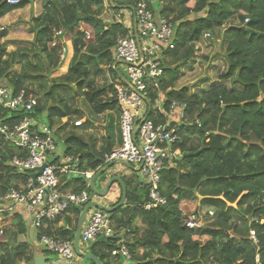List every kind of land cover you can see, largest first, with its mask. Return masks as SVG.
<instances>
[{"label": "trees", "instance_id": "obj_1", "mask_svg": "<svg viewBox=\"0 0 264 264\" xmlns=\"http://www.w3.org/2000/svg\"><path fill=\"white\" fill-rule=\"evenodd\" d=\"M8 1L11 0H0V18L34 0H14L15 4ZM41 1L43 14L33 18L30 25L34 34L32 47L8 52L1 43L7 32L0 30V81L4 80L14 93L24 90L35 96L38 104L30 115L39 120L46 112L45 124L49 127L70 117L73 112L67 105L46 107L55 85L46 87L49 75L62 64L60 42L56 47L49 45L57 40L55 33L62 30L70 34L72 49L67 74L78 86L81 81L86 85L81 95L91 111L101 115L118 110L113 84L98 87L88 83L89 69L102 73V64L107 66L111 79L118 78L111 68L113 50L118 37L125 36L127 31L122 24L103 18L105 10H117L114 0L107 1V7L105 0ZM124 1L119 5L133 7L138 0ZM161 5V14L174 25L175 48L166 52L163 75L157 88H149L148 98L153 105L160 94L164 111L173 101L186 105L180 130L182 140L174 147L179 154L197 152L203 146L205 149L200 155L179 162L172 158L173 166L164 168L159 187L161 196L167 200L163 206L148 211L139 208L136 192L142 189L140 184L124 180L126 201L135 206L124 205L110 214V218L115 237L123 232L125 235L121 240L115 238L107 245H97V249L92 247L91 254L101 264H264V203H256L264 193V0H163ZM85 15L88 17L83 23L92 31L89 42L80 27L69 28L76 18ZM234 18L238 25L229 26L222 35L227 68L219 77L222 82L230 81L232 86L221 83L199 94L190 93L188 87L177 89L179 68L193 58L202 35L214 32ZM15 65H21L22 73H13ZM76 112L77 120L83 119ZM23 115L26 113L0 106L3 122H18ZM147 119L154 123L164 121L153 110L147 113ZM84 125L70 127L63 138L59 127L56 136L66 154L79 158L84 171L95 170L104 151L96 153L84 141L77 131ZM15 154L16 150L0 136V197L27 178L17 174L9 164ZM68 182L73 191L84 187L82 179ZM192 194L199 196L195 197L199 198L201 207L213 212L208 216L207 210L203 226L193 230L185 226L181 211L183 200ZM78 217V210L72 207L64 218L67 227L55 228L57 223H53L44 233L74 240ZM137 219L139 227L134 226ZM5 223L8 229L5 239L0 240V264H31L34 250L27 242L23 218L14 214L6 217ZM251 230L256 243L249 237ZM120 241L130 253L126 263L111 255ZM106 249L109 255L104 254Z\"/></svg>", "mask_w": 264, "mask_h": 264}, {"label": "built area", "instance_id": "obj_2", "mask_svg": "<svg viewBox=\"0 0 264 264\" xmlns=\"http://www.w3.org/2000/svg\"><path fill=\"white\" fill-rule=\"evenodd\" d=\"M8 2L17 3L14 0ZM154 2L161 0H138L133 6V18L124 20L125 23L117 21L127 31L125 36L118 37L115 42L114 63L111 68L116 71L118 78L113 80V83L110 82L115 86L120 112L121 144L119 148L105 152L100 165L95 170L84 171L77 156L66 154L62 147H58L56 130L67 124L68 119H61L63 123L57 126L58 128L49 127L30 115L38 104L35 96L24 90L14 93L9 86L0 83V106L12 112L26 113L18 122L7 123L0 120V136L16 150L9 164L17 174L27 175L24 183L11 187L0 197V236L6 227L5 218L19 214L35 231L38 244L46 252L53 253L58 263L75 264L78 257L74 251V240L59 239L45 234L44 231L53 223H57L55 228L67 227L64 218L69 215V209L83 208L91 202L93 194L89 181L98 170L112 161L121 160L128 163L138 169L143 181H146V184H140V188L144 190L149 187V201L142 203L145 211L166 204V198L160 194V175L177 154L174 147L182 140L180 130L181 123L185 119L186 105L173 101L167 111H164L160 94L153 105L148 98L149 88L158 87L159 79L163 75L162 64L166 52L175 48L176 40L174 25L161 14L160 9L155 13L152 12L151 5ZM104 5L107 7L106 0ZM84 33L86 40L91 38L89 31L84 30ZM61 35H63L62 39H60ZM55 37L57 40L52 46L56 47L60 42V59L66 60L68 50L64 32L58 31ZM204 37H209V34L205 33ZM119 63L126 67L127 78L120 75L117 69ZM120 76L128 82V85ZM146 100L149 101L150 106ZM151 110L161 114L164 121L154 123L147 119V113ZM174 116L178 122L176 119L174 123L169 122V118ZM195 124L199 126L197 119ZM82 125V120L73 122L74 127ZM58 150L60 154L55 157ZM52 157L55 158L49 163L48 160ZM43 165V170L33 182L29 176L30 171L35 172ZM74 179L84 181L81 190L73 191L72 185H68V181ZM207 214L212 216L213 212L208 210ZM184 217L185 226L192 230L202 227L205 220L198 212ZM253 221L257 223V219ZM72 222L74 224V221ZM102 236L115 237L112 219L110 214L91 207L82 222L79 250L82 252V246L90 247L92 242ZM249 237L256 243L254 231H250ZM111 255L130 259V253L122 241L117 243Z\"/></svg>", "mask_w": 264, "mask_h": 264}, {"label": "rangeland", "instance_id": "obj_3", "mask_svg": "<svg viewBox=\"0 0 264 264\" xmlns=\"http://www.w3.org/2000/svg\"><path fill=\"white\" fill-rule=\"evenodd\" d=\"M163 1V0H162ZM161 1V3H162ZM117 6H120L117 8V10L109 11L105 10L103 18L108 22H117L122 21L125 23L124 20L129 19L131 16L133 17V7H128L123 5H119L120 3H125L124 0H114ZM161 3H153L151 5L152 12H156L161 8ZM126 5V4H125ZM166 5V3H165ZM36 16V14H33L32 17ZM30 25H31V18L28 17V14H21L18 16H14V14L10 15L9 22L4 21V23H0V30L4 29L7 32V37L1 40V43L6 46V49L8 52H13L16 49L21 48H30L32 47V35L30 33ZM232 25H238V21L236 18L231 19L227 21L222 27L216 29L214 32H207L209 34V37H204V34L202 35L199 42L195 45L196 52L193 56V58L188 61V63L184 64L179 68V74L180 78L176 83V88H182V87H188L190 93L199 94L202 91H206L211 86L224 83L226 86H232V83L230 81H224L222 82L219 80V77L221 74H223L226 71V61L224 59L225 54V46L226 43L223 40V32ZM79 27L82 30L89 31L92 33L91 29L85 25L84 23H80ZM64 39L66 41V46L68 50V54L66 57V60H61L62 64L59 66V68L51 73L49 75L50 79H55L56 82H52L49 79V82H47L46 87L50 86L51 84L55 83L53 86L52 96L48 98L47 106H56L58 108H63L64 105H67L72 111V115L70 117H66L68 119L67 124L62 126V130L59 134L63 135L66 133V130L70 129V127L73 126V122L76 121L79 116L75 113L76 111L79 112L82 121L85 123V125L81 128L80 131L86 130L84 134V138L88 140H92L94 138V132L95 130H99L98 127V115L94 114L89 104L82 98L81 90H86V85L81 81L79 86L75 81L69 77V74H67L68 71V64L72 57V49L70 46V34L64 33ZM90 39L87 40L89 42ZM52 45V44H51ZM49 45V47H53ZM69 48V49H68ZM165 59V58H164ZM118 67L120 69V73L127 78V74L125 71V66L121 63L118 64ZM13 73H22L23 69L21 65H15ZM100 70L102 73H96L93 69H89V79L88 83L90 86H107L113 79H111V75L109 74L107 70V66L102 64L100 66ZM1 84L6 85V82L4 80L0 81ZM119 111L113 110L109 111V121H106V125L109 126L111 131V136L114 137V133L119 129ZM174 118L177 120V118L174 116ZM43 123H47V113H43V116L39 119ZM178 122V120H177ZM61 121H56L54 124V127L58 128L57 126L62 125ZM93 130V132H88L87 130ZM79 130H77L79 132ZM120 133V132H119ZM65 137L64 135L62 138ZM192 142L197 143L195 138H191ZM56 142L59 148L64 149V145L61 143L60 139L56 137ZM65 151V149H64ZM129 170V169H128ZM127 170V171H128ZM129 172V171H128ZM142 175L139 172H133L131 171V181L134 184H146V181H143ZM130 181V180H129ZM143 181V182H142ZM95 188L97 191L102 192L104 190V184H103V178L99 177L95 180ZM131 189V187L129 188ZM138 199L140 200L139 208L142 207V202L144 199V193L145 191L143 189L138 190L137 192ZM89 195L92 196L91 192H89ZM111 194L109 193V197ZM197 195H188L187 198L184 199V201L181 204V210L184 213V215H191L194 214V208L198 206L199 214L204 215L207 208H203L199 204V198H195ZM199 197V196H197ZM93 200H96L97 202H100L102 204H106V200L100 198V197H93ZM257 204L264 203V193L260 195L257 200ZM193 211V212H192ZM212 211V210H211ZM206 219V217L204 216ZM140 223L139 219L135 220L134 226H137V224ZM141 224L138 225V227ZM26 227V239L27 242L30 244L31 248L33 250L38 249L40 251L45 250L38 244V241L35 239V231L33 228L30 227L29 223L25 222ZM3 229V228H2ZM7 232V227H4L3 234L0 236V240L5 239V235ZM81 249L83 251L91 252V248L89 246H82ZM109 251L106 249L104 254L109 255ZM45 254L51 259L56 260L57 258L53 253L45 252ZM118 261L121 263H126V259L124 257H118ZM75 264H92L89 260H84L77 258Z\"/></svg>", "mask_w": 264, "mask_h": 264}, {"label": "water", "instance_id": "obj_4", "mask_svg": "<svg viewBox=\"0 0 264 264\" xmlns=\"http://www.w3.org/2000/svg\"><path fill=\"white\" fill-rule=\"evenodd\" d=\"M88 17V15H85L84 17L82 18H76L74 24L69 27V28H77L79 27V24L82 22L83 23V20H85L86 18ZM67 30V28L65 29ZM63 35L60 36V39H62ZM121 77V76H120ZM122 81L128 85V82L123 78L121 77ZM147 104L149 105V101H147ZM150 106V105H149ZM205 147L203 146L200 150H198L197 152H190V153H182V154H176L175 155V160L176 162H179L185 158H190V157H196L198 155H200L203 151H204ZM60 154V151L58 150L57 154L55 157H57L58 155ZM55 157H52V158H49V163H51L53 161V159ZM117 165H121L123 166L124 168L126 169H129L133 172H138V169H135L134 167H132L131 165H129L128 163L124 162V161H121V160H118V161H112L108 164H106L105 166H103L100 170H98L95 175L93 176V178L89 181V186H90V190L91 192L100 197V198H106L112 187L114 185H118L121 189V198H120V201L115 205V206H112V207H107L105 205H102L98 202H95V201H91L89 202L85 207L81 208V207H76V209L78 210L79 212V217H78V220H77V223H76V227H75V231H74V251L76 253V256L80 259H84V260H89L91 261L92 263L94 264H100V261L98 259V257L92 255L91 253H84V252H81L79 250V247H78V243H79V237H80V230H81V226H82V222H83V219H84V216L87 212V210L91 207H94L98 210H101V211H104L108 214H112L115 210L121 208L122 206L124 205H132V206H135V203H128L126 201V197H127V188H126V184L124 182V179L119 176V175H113L111 173V171L117 166ZM173 166V163H170L169 167H172ZM44 168V165L40 168H38L37 170L34 171H30V178L32 179L33 182H35V178L41 173V171L43 170ZM103 178V182L105 183V188L102 192H99L96 190L95 188V180L97 178ZM148 195H149V187H147L145 189V193H144V199L142 201V203H146L148 202ZM125 233L123 232L121 236H119L118 238L119 239H123ZM117 239V237H114V236H111V237H100L98 238L96 241L92 242L90 244V248L92 247H95L97 245H107L108 241L109 240H113V239ZM32 264H67V263H58V262H54L53 260H51L48 256H44L42 255L41 253H34V258H33V261H32Z\"/></svg>", "mask_w": 264, "mask_h": 264}, {"label": "crops", "instance_id": "obj_5", "mask_svg": "<svg viewBox=\"0 0 264 264\" xmlns=\"http://www.w3.org/2000/svg\"><path fill=\"white\" fill-rule=\"evenodd\" d=\"M107 1H110V0H106V2ZM116 7L118 8V7H120V6H117L116 5ZM28 14V17L29 18H31V20L33 19V18H37V17H39V16H41L42 14H43V8H42V1L41 0H34L31 4H29V5H27V6H25L24 8H22V9H18V10H15V11H13V12H11V13H9V14H7L6 16H4V17H2V18H0V23H4V21L5 22H7V20H8V22H9V18H10V15H12V14H14V16H18V15H21V14ZM33 14H36V16H34V17H32L33 16ZM132 17V16H131ZM133 18V17H132ZM30 33H31V35H32V40H34V34L31 32V28H30ZM65 33V32H64ZM6 37H7V35H6ZM5 37V38H6ZM31 47V46H30ZM117 69L119 70V72H120V69H119V67L117 66ZM121 76H123L122 74H120ZM118 111H119V109H118ZM118 113H120V112H118ZM109 111L108 112H105V113H103V114H101V115H98V118H99V120H98V127H99V130H95V132H94V138L92 139V140H88V139H86V138H84V141L85 142H87V143H90V146H93L94 147V150H95V152L96 153H100V152H102V150L104 151L103 153H105V152H107V151H109V150H115V149H117V148H119V146H120V144H121V138H120V129H117V131L114 133V137H112L111 136V131H110V128H109V126L108 125H106V121L108 120H110L109 119ZM82 120V119H81ZM83 121H84V119H83ZM176 120H175V118L173 117V118H169V122H175ZM84 123V122H83ZM85 131L86 130H82V131H80L79 130V133L82 135V136H84V134H85ZM88 132H93V130H90V129H88L87 130ZM177 154H178V152H177ZM171 163H172V161H171ZM128 169H126V168H124L123 166H121V165H117L112 171H111V173L113 174V175H119V176H121L124 180H128L129 178H131L130 176H131V170H128ZM103 184H104V187H105V183L103 182ZM93 194V193H92ZM110 194H111V196L109 197V195L106 197V198H102V199H104V200H106V204H102V203H100V202H98V203H100V204H102V205H105V206H107V207H112L113 205H115L118 201H119V198L121 197V189H120V187L118 186V185H114L113 187H112V189H111V191H110ZM96 195H94L93 194V197H95ZM93 197H92V200L91 201H95V202H97L96 200H93ZM98 197V196H97ZM196 198V197H195ZM184 201V200H183ZM194 213H197V212H199V209H198V206H197V203H196V206H195V208H194ZM192 211V212H193ZM26 222V221H25ZM24 222V223H25ZM140 223H138L137 224V226L139 225ZM8 229V228H7ZM35 236H36V234H35ZM35 239H36V237H35ZM96 247V249H97V246H95ZM95 249V248H94ZM46 252V251H45ZM45 252L44 251H40V250H38V249H35L34 250V253H41L42 255H44V256H47L46 254H45ZM82 252H84V253H91V252H88V251H82ZM54 262L56 261L57 262V259L56 260H53ZM32 264V263H31ZM101 264V263H100Z\"/></svg>", "mask_w": 264, "mask_h": 264}]
</instances>
